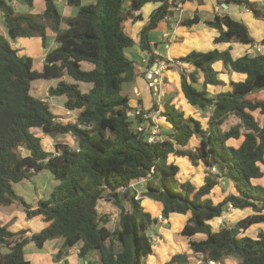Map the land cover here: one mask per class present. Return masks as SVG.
Segmentation results:
<instances>
[{
	"label": "trees",
	"instance_id": "trees-1",
	"mask_svg": "<svg viewBox=\"0 0 264 264\" xmlns=\"http://www.w3.org/2000/svg\"><path fill=\"white\" fill-rule=\"evenodd\" d=\"M23 1L33 5V0ZM233 1L252 8L248 0ZM66 2L77 7L74 16L61 14L55 0H45V10L39 14L17 11L9 0H0L6 29V35L0 32V206L20 204L27 217L41 216L46 223L26 236L27 230L13 231L0 218V264H32L24 251L29 242L42 247L47 240L59 238L62 243L56 260L78 244L80 257L97 251L101 264H147V257L153 254L149 231L155 217L128 188L140 177L146 178L143 195L161 203L163 217L190 213L181 231L187 236L204 234L203 239L188 240L193 252L203 254L204 262L234 256L238 264H264V230H258L256 236L240 235L252 224L264 223V183L255 182L264 176V124L252 114L256 110L264 113V98L250 97L264 89V53L234 58L229 50L213 48L192 50L180 57L193 67L182 73L181 91L188 104L208 111L207 123L203 125L165 102L162 114L169 127H161L162 140L147 142L132 128L136 121L128 114L132 108L127 95L122 94L124 85L137 74L135 61L125 54L134 44L125 23L140 19L145 3L160 2L141 30L144 44L146 32L171 12L175 0ZM198 21L195 14L182 23ZM205 23L217 30L215 42H254L247 26L229 15L215 14ZM48 27L55 47L45 54L41 69H36L34 57L19 54L13 42L36 35L45 47ZM260 43L264 45V38ZM219 60L243 78L230 80V88L212 93L209 86L224 83L213 67ZM85 62L92 68H83ZM38 78H60L48 87L47 95H64V107L75 113L74 120H57L48 100L30 93L31 82ZM78 82L91 86L82 92ZM231 115L238 122L223 129ZM34 128L51 137L69 134L74 144L56 141L55 150L47 151ZM194 137L198 142L190 147ZM171 155L203 163L207 171L204 182L195 186L190 180H181L179 165L169 161ZM44 169L59 183L32 206L14 184ZM219 179L229 183L233 192L215 202L210 194ZM101 199L119 208L113 228L108 226L109 216L98 210ZM228 203L251 212L232 227L214 228L212 221L222 216ZM164 264H189V255L174 253Z\"/></svg>",
	"mask_w": 264,
	"mask_h": 264
},
{
	"label": "crops",
	"instance_id": "crops-1",
	"mask_svg": "<svg viewBox=\"0 0 264 264\" xmlns=\"http://www.w3.org/2000/svg\"><path fill=\"white\" fill-rule=\"evenodd\" d=\"M91 2H93V0H82V4H87ZM248 2L252 4V8H250L245 2H237L233 0H201V2L200 0H183L180 9L172 8L169 19H165V18L161 19L160 21L157 22V24L153 28L149 29L146 32L143 38L144 44H142L141 30L148 23L152 12L160 5V2L145 3L140 9L141 18L133 21L127 20L125 23L126 32L134 39V44L131 47L125 49V54L130 59L135 61L136 71H137L135 80L131 83H126L123 88L124 94L127 95L128 97L129 106L133 108L140 105L144 109H151L155 107L156 97L158 95V92L160 91L159 100L161 102L162 110L164 103L169 102L175 105V107L183 110L186 113V115H192L196 117V114L198 113L199 110H197L196 107L191 106L190 104L187 103L180 88L182 73L184 71L192 70L193 67L184 62L172 65L163 74V84L159 88L149 89L146 86V82L142 76L143 74L142 70L144 68H147L151 62V57L149 56V52L151 50H156L161 54L164 55L168 54L169 56L175 59H179L180 57L186 55L192 50L207 51L213 48H218L219 50H229L234 58L242 56L243 54L246 53V48L249 46V44H243L240 42H215L214 39L218 35V32L215 28L208 26L205 23V20L211 19L215 14L229 15L230 17L243 22L247 26L248 32L254 39V42H260L264 38V0H248ZM9 3L17 11L24 13H32V14L42 13L46 7L45 0H33L32 6H28L23 0H9ZM65 6L66 7L68 6L69 8L64 10V13H61L59 11L61 14L65 16H74L77 13V7L68 5L66 0H65ZM195 14H197L200 17V21L193 23L191 25H185L182 23V20L192 18ZM0 17H1L0 20L3 23L2 16L0 15ZM0 32L6 35V29L4 30L3 28L0 27ZM47 34L48 37L45 47L42 46L40 37L36 35L32 37L17 38V42L15 43V45L18 43L24 47H28L29 44L32 43L39 44L40 42L41 51L40 53L38 52V54H40L42 60L44 61L45 54L49 50L55 47L54 34L53 31L50 29V27L47 28ZM165 34H167V36H165ZM33 39H36L35 42H33ZM24 54L28 55V53L26 52H24ZM43 61L41 63V67ZM213 67L220 72L219 77L223 80L224 83L221 86H215V87L209 86L208 89L212 93L230 88V80L236 81L243 78L242 75L233 72L232 70L228 69V67L226 68L220 60L214 62ZM66 111L71 112L70 110L67 109ZM73 115L75 116L74 112ZM161 125L164 128L169 127V123H167L166 120L162 121ZM197 142H198L197 138L194 137L190 140L189 146L193 147L195 146V144H197ZM174 162L178 164L177 161ZM200 164H202L203 168L205 167L206 169V166L203 163L199 162V164H195V167L198 168L196 172L192 170L191 173L189 174H183L184 176L180 173L181 167L178 164L179 165L178 177L181 180H190L195 186L201 185L204 182L206 171L205 172L200 171L201 170V168H199ZM199 174L202 175L203 177L202 180H199ZM223 183L228 184L227 188H231L229 183L224 182V180ZM226 186H224L223 188L226 191V193H224L222 197L214 193L218 186L215 189H213L210 196L213 198L215 202L221 200L227 193L233 192V188L227 190ZM136 188L140 189L141 186L136 185ZM141 190L143 191L142 188ZM143 202L144 201L142 200V204ZM145 202L148 203L150 207L146 209L149 212H151L153 215L155 212L161 213L162 205L160 202L150 198ZM98 210L100 211L99 203H98ZM246 210L248 213L251 212L250 209H246ZM14 211H12L11 212L12 214L10 215L12 216L15 215L13 214ZM235 211H242V210L234 208L232 211H228L225 214V216H223L224 224L222 225L227 224L228 221L227 217L233 214ZM8 212H10V210L9 211L5 210L4 213L2 214L5 217H8L9 216ZM100 213L102 214L101 211ZM189 216L190 213H186V214L173 213L169 217H165V219L171 220V219H176L178 217V221H177L178 224L183 225ZM25 217H27L26 214ZM11 219L14 218L11 217ZM11 219L6 220L5 218L4 220V217L1 218L3 222L5 223L9 222L11 229L13 231H16L21 226L16 224V222L10 223ZM24 221L27 225V228H21V229L27 230L26 236H30L33 232L39 231L42 227L46 225V223L43 221L41 216H36L32 218L27 217ZM177 222L175 223L177 224ZM214 222L215 221H212V223ZM150 232H151L150 233L151 236L154 235V233L161 234V236L157 244V247L153 249L154 253L147 257V264H164L166 261L169 260V258L174 253L180 252L178 250H175L176 242L174 240V236H172V238H170V236L165 237V233H164L165 231L163 232L161 228L157 227L156 223L153 225V228L150 230ZM194 235L191 236L186 235L187 241L189 239H192ZM198 235L199 238H194V239H203L205 237L204 234L201 233H198ZM56 240L58 239L47 240L42 247L37 246L32 241L29 242L24 248L26 258L30 260L32 264H101L100 257L97 251H92L89 255L86 256V258L80 257L78 255V244L68 249V254L65 255L63 259L56 260L54 254H56V252L59 249V247H57L58 243ZM190 251L187 252L189 255V264H196L194 255L203 257V254L199 252L192 253V251L191 252ZM235 261L239 262V260L236 257L229 256L225 258L224 263L229 264L230 262H235Z\"/></svg>",
	"mask_w": 264,
	"mask_h": 264
},
{
	"label": "rangeland",
	"instance_id": "rangeland-1",
	"mask_svg": "<svg viewBox=\"0 0 264 264\" xmlns=\"http://www.w3.org/2000/svg\"><path fill=\"white\" fill-rule=\"evenodd\" d=\"M55 4L61 13H64V10L69 8L68 6L67 7L65 6V0H55ZM0 19H1V17H0ZM0 27L5 30V27H4L3 23L1 22V20H0ZM30 40H32V39H30ZM35 40L36 39H33V42H35ZM16 42L17 41H14L13 44L15 47L19 48V54L22 55V54H24V52H26V53H28V55L33 56L34 57V67L36 69H41V63L43 60H42L40 54H38V52L40 53V51H41L40 42L38 41L39 44H36V43L29 44L28 47H24L21 44L15 45ZM82 66L85 69L92 68V64L87 63V62L83 63ZM59 79L60 78H38V79H34L31 82L30 93L36 97L48 100V102L50 104L51 111L55 114L56 119L67 122L69 120L75 119V116L73 115L72 111L68 112V111H66V109L64 107V101H65L66 97L64 95L53 96V97H49L47 95L48 87L55 86L57 84V82L59 81ZM66 80L69 82H73V80L69 77H66ZM78 84H79V88L82 92L87 91L88 88L91 86L90 83H86V82H78ZM122 94H124L123 89H122ZM250 97L263 99L264 98V89L251 93ZM197 110H199L200 112L198 111V113L196 114V118H198L202 122L203 125H206L207 117H208V111H202L198 108H197ZM252 114L254 115V117L256 118V120L260 124H264V113H261L258 110H256V111H253ZM237 122H238V118L234 115H231L228 118V120L222 125V127H223V129H227L231 125L236 124ZM32 130L35 132V134L37 136L41 137V143H42L44 149L47 151H54L55 150L54 149V143L56 141H61V142L63 141V142H68L70 144H74V140L71 137V135H69V134H60V135H57L56 137H51L50 135L43 133L39 129L34 128ZM21 151L23 154L27 153V151L23 148H21ZM169 161H173V162L177 161L178 162V164L181 167L180 173L182 175L183 174H189V173H191L192 170L194 172H196L198 170V168L195 167V164L192 163V161L187 156L182 157V156H178V155H171L169 157ZM199 166H200L199 168H201V170H200L201 172L206 171L205 167L203 168L202 164H200ZM262 168L264 170V165H262ZM202 179H203L202 175L199 174V180H202ZM255 182L264 183V176L261 179L255 180ZM57 183H59V180L55 179V177L52 175V173L49 170L44 169L40 173L34 174L27 181L15 183L14 188L18 193H21L20 195L23 196L25 198V200H27L28 203H30L32 206H35L36 202L39 199L48 197V195L50 194V192L53 190L54 186ZM217 186H216L217 187L216 191L214 193H216V195L218 194L220 197H222V195H224V193H226V191L223 188H224V186H226V188H227L228 184H224L223 180L219 179V184ZM228 189L230 190L231 188H227V190ZM143 192L144 191H142L140 188V197L144 201L142 205L148 209V208H150L149 204L146 203L145 201L149 200V197L143 195ZM99 209L102 212V214H106L109 216L110 219L108 222V224H109L108 226L110 228H113L115 226L116 220L118 218L117 214L119 213V208L113 202L108 201L107 199H101L99 201ZM5 210H7V211L10 210V212H8V215H9L8 217H5L2 214V213H4ZM12 211H14L13 214H15L13 216L10 215V214H12L11 213ZM22 212H24V213H22ZM158 213H156V212L154 213V217L156 220L157 227L161 228L163 232L165 231L164 232L165 237L170 236V238H172V236H174V240L176 242L175 243V250H178L180 252H189L191 249L189 248V243L187 241L186 235L183 234L181 231L183 225L178 224V222H177L178 217L176 219H171V220H167L165 218L158 220L157 219ZM247 213L248 212L246 209H243L242 211H235L233 214H231L227 217L228 221H227V224L225 226H227V227L234 226L235 222L238 219L245 216ZM25 214L26 213L24 211V208L20 204H16V205L14 204L13 207H12V205L11 206H0V218L4 217V220H5V218H6V220L11 219V217L14 218V219L10 220V223L16 222V224L21 226L18 229L27 228V225L24 221L27 218V217H25ZM175 222H177V224ZM31 225H33V224H31ZM213 226H214V228H218V226L215 222L213 223ZM258 230H264V223L252 224L244 232H241L240 235L246 234L249 236L250 235L256 236ZM149 233H151V232L149 231ZM172 233H174V234H172ZM154 235H155V237L160 239L161 234L154 233ZM194 238H199V235L198 234L194 235L192 239H194ZM56 241L58 243L57 247H60L61 243H62V239L59 238ZM55 246H56V244H55ZM192 253H193V251H192ZM54 257H55V254H54ZM194 259L196 260L195 261L196 264L197 263L198 264H207L206 262H204L203 257H200L198 255H194ZM224 261H225V259L221 260L220 261L221 264H225ZM236 263H238V262L237 261L230 262L229 264H236Z\"/></svg>",
	"mask_w": 264,
	"mask_h": 264
},
{
	"label": "built area",
	"instance_id": "built-area-1",
	"mask_svg": "<svg viewBox=\"0 0 264 264\" xmlns=\"http://www.w3.org/2000/svg\"><path fill=\"white\" fill-rule=\"evenodd\" d=\"M182 1L183 0H175V4L172 8L180 9ZM169 17L170 13L164 16L165 19H169ZM165 36H167V34H165ZM246 53L252 55L257 53H264V45L260 42H253L252 44H249V46L246 48ZM149 56L151 57L150 65L142 70V76L146 82V86L149 89L159 88L163 84L164 72L168 70L172 65L181 63V61L179 59H175L169 56L168 54H161L156 50H151L149 52ZM159 92L156 97L155 107L151 109H144L143 107L138 105L136 107H133L132 110L128 111L129 116H131V118H134L136 121L133 123L132 128L135 131L141 133L145 137L147 142H155L163 139V136L161 134V122L165 121L166 117L162 114V106L159 100ZM210 171L215 172L216 168L211 167ZM145 184L146 178L140 177L135 181L130 182L128 188L134 192L136 198H141L140 189H137L136 185H140L144 191ZM233 209V205L231 203H228L226 210L222 213V216L215 221L218 227L223 226V216H225L228 211H232ZM163 218L165 217H163L161 213L157 215L158 220H161ZM151 240L153 242L152 247L154 249L157 247L159 239L155 237V235H152ZM207 264H221V262L216 260H208Z\"/></svg>",
	"mask_w": 264,
	"mask_h": 264
},
{
	"label": "water",
	"instance_id": "water-1",
	"mask_svg": "<svg viewBox=\"0 0 264 264\" xmlns=\"http://www.w3.org/2000/svg\"><path fill=\"white\" fill-rule=\"evenodd\" d=\"M17 44H18V43H17ZM17 44H16V45H17ZM154 223H156V220H154Z\"/></svg>",
	"mask_w": 264,
	"mask_h": 264
}]
</instances>
